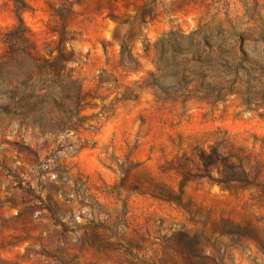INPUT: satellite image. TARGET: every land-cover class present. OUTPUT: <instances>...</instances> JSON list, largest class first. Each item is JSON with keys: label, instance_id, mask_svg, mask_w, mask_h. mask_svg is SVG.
Wrapping results in <instances>:
<instances>
[{"label": "rangeland", "instance_id": "1", "mask_svg": "<svg viewBox=\"0 0 264 264\" xmlns=\"http://www.w3.org/2000/svg\"><path fill=\"white\" fill-rule=\"evenodd\" d=\"M0 264H264V0H0Z\"/></svg>", "mask_w": 264, "mask_h": 264}]
</instances>
